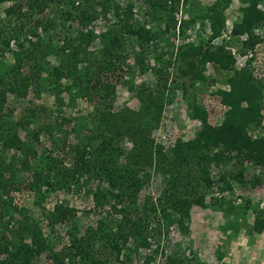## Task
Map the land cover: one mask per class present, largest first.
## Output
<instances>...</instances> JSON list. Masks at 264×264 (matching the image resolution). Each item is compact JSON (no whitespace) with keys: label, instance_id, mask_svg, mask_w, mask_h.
<instances>
[{"label":"trees","instance_id":"obj_1","mask_svg":"<svg viewBox=\"0 0 264 264\" xmlns=\"http://www.w3.org/2000/svg\"><path fill=\"white\" fill-rule=\"evenodd\" d=\"M143 1L148 2L149 9L155 11L153 13L160 14L164 11L171 15L166 28L175 31L178 26V31L184 33V30L194 25L197 19L202 21L201 23L207 20L206 26L210 34L207 38L200 37L196 44L194 41H184L182 43L184 47L180 46V49L185 48L179 55L181 64L184 65L177 64L173 73L185 80L180 79V84H174L175 88L170 87L166 92L168 86L166 87L167 78H165V82L161 83L163 89L156 92L158 94L150 92L149 86L141 87L143 92L147 90L145 96L140 99L141 109L114 110L112 101L116 83L125 73L129 72V50H134L136 44L144 45L142 47L144 52L139 53L141 56L134 55L136 60L143 61L144 57L153 52L150 44L154 43L153 41H156L158 36L156 32L153 34L148 28L139 27L133 23V12L129 3L121 8L115 3L111 5L110 0H99V2L96 0H0V3L11 2L6 7L5 13L6 16L13 17L8 32L2 28L3 25H0V53H3L5 49H11L12 40L15 41V46L24 52V60H21L17 51L14 50L16 65L11 67L8 73L13 74L11 76L13 82L0 77V113L5 104L6 89L23 96L28 94L29 85L33 81L32 77L34 80L37 78L41 70L40 61L45 58V53L59 61L58 64L45 69L53 74L54 95L60 96L57 91H61V78L71 80V84H66L64 91L70 92L73 87L75 94L79 97L85 95L89 99L94 97L93 115L90 119L85 118H88L90 122L97 121L101 127V131L97 134L78 135L74 144L69 145L74 153L73 162L69 168L61 167L60 170L59 167L50 164L31 171V177L26 181L16 177L18 172L29 169L30 163H33L31 159L36 155L35 149L31 145L25 146L17 135L10 136L0 132L2 150L10 147L22 150V157H17L10 163H5L2 150H0V255L4 254V257L0 259V264H32L38 255L46 251L47 264H104L95 251L94 245L97 241H100L101 245L109 246V249L116 251L117 255L121 247H125L130 240L134 245H141L148 249L151 246L148 241L149 237L160 238L159 219L173 216L171 212L178 215L180 223L183 219L184 221L189 219V209L192 205L196 204L201 208L209 207L206 199L210 200V197H213L214 187L217 188L216 194L218 193L220 197L215 198L213 202L221 209L226 228L237 233L241 227L231 219L233 206L223 207L221 205L229 201L228 198L226 200V195L233 192L235 183L243 185L248 183L250 187H254L263 181L258 176L248 181L244 177L246 161H252L253 164L264 167V135L252 137L248 133V126L259 122L262 110L259 101L264 95V83L253 79V70L248 69L247 66L233 70L227 80L229 89L218 91L221 95V103L227 106L219 124H211L207 119H202L201 108L193 107L192 116L200 119L201 127L196 131L193 140L186 143L181 141L175 143L172 147V157L167 155L160 144L155 146L152 144L153 140L147 135V128L150 124L145 119L147 116H153L154 121H159L166 95L169 94L166 100L172 99L170 92L176 87L184 88L186 84H191L192 80L206 81L204 70L207 64L212 63L223 70L232 68L231 66L236 61L232 53L226 50L223 43L219 45L212 43L221 35L226 19L224 11L229 7L231 0H216L211 5L200 9V14L195 15L193 11H190L191 16L179 22L174 18L176 11L174 4H179L180 0ZM244 1H247L248 5L241 8V18L232 24L231 33L234 36L246 33L242 48L249 46L254 49L260 42V38L253 35V29L255 26H264V9L258 6L262 0ZM96 3L100 5L101 12L95 10ZM47 8L56 12L57 19H50L43 15ZM90 9L92 12H89ZM109 9H113L117 22L110 23L100 32L89 28L86 30L85 37L80 36L82 32L76 35V38L82 42L80 45L75 44L74 41L69 44L64 38L60 39L58 32L55 34L49 32V27L64 25L74 18H80L82 23L88 24L96 19L99 13L105 14ZM157 9L161 10L157 12ZM25 19L27 26H24ZM5 21H10V19L7 18ZM39 29L47 32L46 40L39 35ZM134 36L135 45L129 41ZM33 37H35L34 40H32ZM73 37H68V40L75 39ZM55 41H62V44L57 45ZM93 43L97 46L90 50L89 47H93ZM28 59L32 62L28 63L30 66L21 67V62ZM79 64H83L82 71H79ZM21 70L27 71L28 74L16 81L15 76H20ZM160 71L157 70V72ZM185 81L188 83L185 84ZM35 84H37L36 80ZM65 122L68 123V121ZM123 136L128 137L133 144L128 152L129 173L126 175L121 174L125 168L114 165L120 154L118 151L121 152L117 140ZM215 148V151H211ZM154 163L156 170L163 172H170V167L176 169V177L173 176V179L168 181V192L165 191L158 198L157 203L151 196L146 195L141 208L142 214L139 213V216L131 217L133 210L130 206L127 207L125 217L116 224L114 231L107 230L100 221L97 231L89 230L85 235L78 236L73 223L75 210L67 204L56 202L46 215L47 225L53 228L58 224L69 222L72 226L66 230L69 240L67 247L60 251H53L38 223L25 212H19L11 196L13 189L18 190L21 187L39 191L42 183L55 187L69 186L73 183L79 185L82 176L92 172L98 177L106 178L110 187L106 192L101 189L95 190L94 199L97 204L106 203L112 197L119 201L124 197L123 194L129 192L130 205V203L137 202L138 192L148 179L146 174L143 175L144 169L148 166L152 167ZM228 163L235 168L234 172L229 173L224 169H219L214 176L210 174V165H227ZM13 166L17 167L12 169ZM51 172L59 175V177L56 175L53 182L49 181ZM123 177H125L126 184L121 192L119 185L122 181L119 179ZM249 202V199L241 202V206H244V211H242L244 214L250 209ZM115 205L112 207L114 211H117ZM241 206H237L239 211ZM165 210L168 211L165 212ZM15 214L19 216L16 217ZM151 221H156V223L152 224ZM248 228L251 234L260 233L264 229V210L258 211L252 225ZM182 230L186 232L185 228ZM131 244L129 243V253L133 250ZM158 249L159 242L155 249L144 254L141 264H150L154 257L152 253L154 251L157 253ZM178 251L166 256V264H201L196 260L193 252L191 256L186 257L184 251L181 253Z\"/></svg>","mask_w":264,"mask_h":264},{"label":"rangeland","instance_id":"obj_2","mask_svg":"<svg viewBox=\"0 0 264 264\" xmlns=\"http://www.w3.org/2000/svg\"><path fill=\"white\" fill-rule=\"evenodd\" d=\"M99 2V0H96ZM216 0H180L179 4H174L176 11L174 18L179 22L181 19H188L193 11L195 15L200 14L199 10L209 6ZM11 2L0 3V25L8 32L11 28V20L13 17L6 16L5 9L10 5ZM118 4L119 7L124 8L128 3L132 7L133 12V23L137 26L148 28L153 34H158L156 41L150 44L152 53L144 57L143 61L135 59L134 55L139 54L143 51V46L136 44L134 50H129V72L125 73L121 77L120 81L116 83L115 93L112 101V109L122 110L130 108L133 110H139L142 107L140 99L145 96V92L141 87L149 86V91L153 94L157 91H161V83L165 82L167 78L166 87L175 88L174 84H180V79L176 76L175 67L181 64L179 55L185 49L182 43L194 41L198 43L200 37L207 38L210 34L208 26H206L207 20L203 23L199 19L196 20L195 24L186 28L184 33L178 31V26L173 29L166 28V23L170 22L171 15L164 11L160 14L153 13L148 2L143 0H110V4ZM112 5V4H111ZM248 5L247 1L244 0H231V3L224 11L225 25L221 31L219 39L212 42L213 45H219L223 43L226 50H229L234 58L235 63L231 66V69L223 70L217 68V65L212 63L207 64L204 74L207 79L204 82L192 80L191 84L185 81V87H176L170 92L173 97L170 100H166L169 94L166 95L165 104L162 108L159 121H154L153 116H147L145 119L149 122L150 127L147 128V135L153 140L152 144H160L167 155L173 156L172 147L177 141L189 142L195 138L196 131L201 127V121L198 118L192 116L194 106L201 108L200 116L202 119H207L211 124H219L222 121L223 113L227 109V106L221 103V95L219 90H228L229 85L227 83L228 77L231 76L233 70L240 69V67L247 66L248 69L253 70V79L255 81L261 80L264 83V26H255L253 29V35L260 38V42L251 49L249 46L242 48V42L246 39V33L242 34L244 39L241 40V35H228L225 37L234 22L239 21L241 18V8ZM260 9H264V0L258 4ZM95 10L101 12L100 5L95 4ZM161 9H157L159 12ZM89 12H92L90 9ZM155 12V11H154ZM48 18H56V12L53 9L47 8L44 14ZM9 18L10 21H5ZM117 22L116 15L113 9L104 13H99L98 17L88 24L82 23L80 18H74L67 21L64 25L57 27H49V32L53 34L57 33L60 39H63L71 44L73 41L75 44H82L81 40L76 38L82 32L81 37H85L86 30L93 28L95 32L104 30L110 23ZM177 24V23H176ZM24 26H27L26 19L24 20ZM26 28V27H25ZM51 28V29H50ZM46 33L44 30L39 29V35L43 36V40H46ZM74 36V37H73ZM223 36V37H222ZM68 37L75 39L69 41ZM35 37L32 38L34 40ZM41 38V39H42ZM161 38V39H159ZM223 38V39H222ZM155 40V39H154ZM129 41L135 45V36ZM56 42L58 44H62ZM96 42L98 43L97 39ZM15 41L12 40L10 44L11 49H5L0 53V77L3 80L13 82V74H8L11 67H15L16 60L15 51L18 53V57L24 60V52L21 48L15 46ZM182 44V45H181ZM27 46V45H25ZM97 44L93 43V47H89L90 50L96 48ZM184 47V46H183ZM147 51V49H146ZM243 51V52H241ZM134 52V53H133ZM141 52V53H142ZM39 53H37L38 55ZM133 54V55H132ZM45 58L40 61L41 70L38 73L35 80L32 77V83L28 88V94L26 96L13 93L11 90H5V104L0 113V132L7 135H17L25 146H33L36 151V155L31 159L33 163H30L29 169L22 172H18L17 179L28 180L31 177V171L37 170L38 168L47 167L50 164L54 166L69 168L73 162V150L69 146L74 144L76 137L79 135L97 134L101 131V127L97 121L90 122L88 118L91 117L94 97L89 99L85 95L79 97L75 94L74 88L69 91H64L66 84H71V80L67 78H61V91H57L60 96H55V87L53 80V74L46 68L54 64H58L59 61L54 60L50 54H45ZM22 66H30L31 60L21 62ZM79 71H82L83 64H79ZM161 70L157 72V70ZM20 76H15L16 81L22 76L28 74L27 71L21 70ZM10 76V77H9ZM7 85L5 86V88ZM159 88V90H157ZM54 89V90H53ZM63 90V92H62ZM262 106L261 116L258 123H252L248 126V133L252 137L258 135H264V95L259 101ZM245 105V103H243ZM64 121V122H63ZM65 121H68L66 123ZM65 123V124H64ZM67 136V138L65 137ZM120 146L121 152L115 160L114 165L120 166L122 169V175L129 173V150L133 147V144L129 141L126 136L121 137L117 140ZM0 150L1 144H0ZM212 149L211 151H215ZM22 150L14 147H10L2 150V155L5 159V163H10L11 160H15L17 157H22ZM112 165V164H111ZM17 166H13L15 169ZM169 167V166H167ZM244 172L247 181L253 179L255 176L262 178L264 183V167L261 169L259 174H256L254 169L249 165L245 166ZM226 170V172H234L235 168L232 164L227 165L219 164L217 166L210 165V174L214 176L218 170ZM128 171V172H127ZM91 172V171H90ZM176 169L170 167V172H163L159 169L156 170L155 163L152 167H146L143 171V175H147L148 178L145 184L141 187L138 192L137 202L129 205V192L123 194L119 201L117 198L112 197L106 203L97 204L94 199V192L97 189L104 190L105 192L110 189L106 178L98 177L96 174L86 173L80 179V184H71L64 187H55L48 184H41L39 191L29 190L26 188H20L18 190L13 189L11 196L14 198L15 205L19 208V212H25L29 215L33 221L37 222L41 227L43 236L47 237L49 245L53 251H60L67 247L69 242L68 234L66 230L71 228V224H58L51 228L47 225V213L52 210V206L56 202L67 204L75 210L74 216V227L78 236L85 235L86 232L97 231L100 225V221L104 224L109 231L116 230V224L125 217L127 207L133 210L131 217L139 216L138 214L142 211V204L144 197L149 195L157 203L158 198L166 191L168 192V181L173 179ZM142 173H140L141 175ZM57 174L50 173L49 181L53 182ZM59 177V175H57ZM16 179V180H17ZM125 177L120 178L122 181L119 188L121 192L124 190ZM260 183V184H262ZM235 190L229 195H226V200L223 207L233 206L231 213V219L237 222L242 228H246L253 222L252 214L258 212L264 205L260 204V196L253 198L254 201H250V209L246 210L244 214V206H241L247 197L244 195L245 190H251L248 183L244 185H238L235 183ZM243 190V191H242ZM259 190V189H258ZM114 191V190H113ZM213 197L206 199L208 208H201L199 205H192L189 209V219H183L180 223L178 215L171 212L173 216L169 218H160L159 223L161 224L160 238L149 237L151 246L146 249L141 245L136 246L132 240L126 243V246L121 247V251L116 254L109 249V246L101 245L100 241H97L94 245L97 257L102 260L104 264H141L144 254L152 249L156 248V244L159 242V249L156 253H152V261L150 264H166V256L171 255L174 251L185 252L186 257L191 256V252H195L200 247V241L198 238L204 234L205 236L212 237L214 233L211 231L218 230V232L226 231L225 218L223 213L218 207V204L213 202L215 198L220 197L216 195L217 188L214 187L212 190ZM118 192V191H114ZM119 193V192H118ZM256 193V192H255ZM235 196V198H234ZM240 197L241 202L236 203V199ZM257 198V199H256ZM251 200V199H249ZM118 202V203H117ZM120 202V204H119ZM116 204L117 211L113 210V205ZM119 204V205H118ZM237 206H241L240 211ZM161 207V206H160ZM222 207V208H223ZM159 208V207H158ZM168 209H170L168 207ZM171 210V209H170ZM159 211V210H158ZM168 211V210H167ZM165 210V212H167ZM216 211V212H215ZM160 212L162 210L160 209ZM209 212V213H208ZM137 213V214H136ZM142 214V213H141ZM15 216H19L15 214ZM156 220V219H155ZM155 224L156 221H151ZM158 225V224H157ZM239 227V229L241 228ZM186 229V232L182 230ZM188 230V232H187ZM148 233V232H147ZM146 233V234H147ZM201 233V235H199ZM149 234V233H148ZM199 238V239H200ZM129 243L133 246V250L129 253ZM163 251V252H162ZM211 251L208 250L205 257L209 258V262L212 263ZM130 255V260H129ZM4 257V254L0 255V259ZM212 258V259H211ZM208 262V263H209ZM48 256L47 251L38 255L32 264H47Z\"/></svg>","mask_w":264,"mask_h":264},{"label":"crops","instance_id":"obj_3","mask_svg":"<svg viewBox=\"0 0 264 264\" xmlns=\"http://www.w3.org/2000/svg\"><path fill=\"white\" fill-rule=\"evenodd\" d=\"M244 177L247 181L245 174ZM236 184L242 185L240 183ZM250 188L251 190L255 189L256 193L254 191L242 190L244 195L247 193L246 198L254 201L253 198L257 197L259 193L261 195L260 199L256 198L257 200L255 201H260V204L264 205V183ZM206 209L211 211L208 207ZM260 210H264V207H261ZM257 214L258 212L252 214L253 219ZM252 223L246 228L241 227L237 233H233L231 229L220 233L218 230L211 231L210 233H214L212 237L208 236V234L205 236L200 233L201 238L200 236V239L198 238L200 247L194 252L196 260L201 264H264V229L260 233L251 234L248 231V227ZM208 250L212 253V263L209 262V258L205 257Z\"/></svg>","mask_w":264,"mask_h":264},{"label":"built area","instance_id":"obj_4","mask_svg":"<svg viewBox=\"0 0 264 264\" xmlns=\"http://www.w3.org/2000/svg\"><path fill=\"white\" fill-rule=\"evenodd\" d=\"M230 34H232V33H231V30H229L228 34H227V35H224V36H225V37H229L228 35H230ZM241 36H242L241 40L244 39V36H243V35H241ZM219 37H220V36H219ZM219 37H217L216 39H214L213 42L217 41V40L219 39ZM222 37H223V36H222ZM222 39H223V38H222ZM247 165H249L251 168H253L256 174H259L260 171H261V169H262V167H260L259 165H255V164H253L252 161H246L244 166H247ZM229 194H230V193H229ZM216 195H218V193H217ZM234 198H235V196H234ZM240 202H241V199H240V197H238V198L236 199V203H240Z\"/></svg>","mask_w":264,"mask_h":264}]
</instances>
